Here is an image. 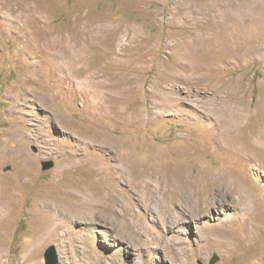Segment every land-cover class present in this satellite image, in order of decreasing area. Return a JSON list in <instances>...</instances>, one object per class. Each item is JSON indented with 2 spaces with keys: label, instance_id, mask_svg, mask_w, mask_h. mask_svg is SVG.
Returning <instances> with one entry per match:
<instances>
[{
  "label": "rangeland",
  "instance_id": "obj_1",
  "mask_svg": "<svg viewBox=\"0 0 264 264\" xmlns=\"http://www.w3.org/2000/svg\"><path fill=\"white\" fill-rule=\"evenodd\" d=\"M18 127L0 264H264V0H0V150Z\"/></svg>",
  "mask_w": 264,
  "mask_h": 264
},
{
  "label": "bare ground",
  "instance_id": "obj_2",
  "mask_svg": "<svg viewBox=\"0 0 264 264\" xmlns=\"http://www.w3.org/2000/svg\"><path fill=\"white\" fill-rule=\"evenodd\" d=\"M216 26V22L215 21H209L207 23V25L204 27V29L206 30H210L212 28H214ZM221 27L224 29V25L221 24ZM195 33H191L187 36H189L190 40H185L181 45H180V52H182L183 55H185L186 58L188 57H196V56H199L201 53H199L198 51L205 45L208 44L207 41L205 40H201V39H196L195 36H194ZM200 43V44H199ZM199 44V45H197ZM36 94V97L38 98V95L37 93ZM23 101H26L25 98L22 99ZM103 106V104L101 105ZM101 108V107H100ZM103 108V107H102ZM111 112V110H110ZM100 114V113H99ZM110 117V116H109ZM21 125V124H19ZM18 125V126H19ZM15 126H17V124H15ZM261 129V128H260ZM22 130L21 128H15L14 130L11 131V137H10V142H12V146H10V148H3L0 150V162L4 161L5 159H7L8 157H10L11 155H15L16 159L19 160L21 159L20 158V155H19V141L21 140L22 141ZM263 130V129H262ZM107 142V141H106ZM22 143V142H21ZM108 143V142H107ZM236 149V146H235V143H233V145L231 147H233ZM237 150L241 151V152H244V150H240L239 148H237ZM74 152V151H73ZM20 161V160H19ZM72 162V161H71ZM79 166V167H78ZM76 168H75V171H78L81 167H85V166H81V165H78ZM236 170V169H235ZM238 170V169H237ZM236 170V171H237ZM27 174L30 173L29 170H26ZM235 176V173L233 174L232 172L231 173H225V174H221V178L220 180L221 181H226V187L229 189V190H236L237 187H238V190H242L243 191V197H245V195L247 196V191H245V187H240V185L238 184V181H235L234 180V176ZM31 176V175H30ZM236 178V177H235ZM22 180V179H21ZM26 181V180H25ZM10 182V181H9ZM242 182V181H241ZM11 183V182H10ZM61 183V179H56L52 184V186H57ZM241 184V183H240ZM248 186V185H247ZM249 191V190H248ZM253 191V190H252ZM254 192V191H253ZM251 195V194H250ZM249 196V195H248ZM3 214V213H2ZM237 220V219H236ZM221 236H223V239H224V242L227 243L228 246H231L229 245L230 242H234L235 243V246L238 244V242L242 239H235L232 237L231 234H225L224 231H221L220 232ZM225 234V235H224ZM227 236V238L225 237ZM250 237H246L245 240H247L248 242L251 241L249 240ZM239 240V241H237ZM243 244H239L237 247H235V250L242 247ZM234 247L231 249L232 251H234Z\"/></svg>",
  "mask_w": 264,
  "mask_h": 264
},
{
  "label": "water",
  "instance_id": "obj_3",
  "mask_svg": "<svg viewBox=\"0 0 264 264\" xmlns=\"http://www.w3.org/2000/svg\"><path fill=\"white\" fill-rule=\"evenodd\" d=\"M52 166H53V163L44 164L45 169L51 168ZM44 257H45L46 264H59L57 251L54 246H51L46 250Z\"/></svg>",
  "mask_w": 264,
  "mask_h": 264
}]
</instances>
